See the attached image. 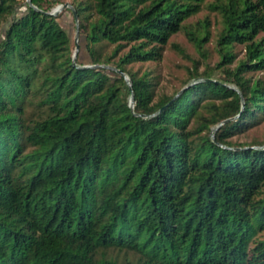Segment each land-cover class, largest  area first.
Returning a JSON list of instances; mask_svg holds the SVG:
<instances>
[{"label": "trees", "instance_id": "obj_1", "mask_svg": "<svg viewBox=\"0 0 264 264\" xmlns=\"http://www.w3.org/2000/svg\"><path fill=\"white\" fill-rule=\"evenodd\" d=\"M31 1L0 0V264H264V141L228 137L264 113V74L244 73L264 67V0H211L216 64L234 42L244 56L222 77L194 62V81L155 99L149 71L126 63L158 58L203 0L71 1L87 62L122 67L131 87L79 49L72 61L60 12L43 10L59 0ZM199 22L186 31L204 53Z\"/></svg>", "mask_w": 264, "mask_h": 264}, {"label": "rangeland", "instance_id": "obj_2", "mask_svg": "<svg viewBox=\"0 0 264 264\" xmlns=\"http://www.w3.org/2000/svg\"><path fill=\"white\" fill-rule=\"evenodd\" d=\"M60 1L72 0H59L55 2L51 8ZM211 0H203L200 8L195 12L189 14L184 18V26L173 31L168 36L167 41L163 44L161 55L155 59H135L126 63L127 67L140 73L144 70H148L155 80V90L153 99L157 98L163 93H171L177 88L182 87L187 82L194 81L191 70L193 69L194 62L196 63V69L198 71L208 70L213 77H222L224 74L223 66H233L237 60L244 56V44L242 42H234L232 49L234 55L231 60L225 61L222 64H216L220 58L217 35L221 27V15L216 7L210 5ZM20 9L24 5L19 6ZM50 8V9H51ZM60 12L58 19L69 31L72 39L71 49L73 51L75 47V19L69 6H63L58 10ZM206 21L208 26V35L202 42L201 50L196 46L193 40L189 37L186 28H201L199 21ZM5 22H2L1 28ZM79 57L81 60H88V55L84 47V37L78 35ZM178 44L183 47L184 52L178 49L175 45ZM113 42H104L102 44V51L109 52L113 47ZM128 44H125L118 48L115 54L112 55L115 58L118 53L126 49ZM246 75H263L264 67L253 68L245 70ZM232 84V82H228ZM39 108L37 107L35 97L30 102H27L25 108V114L28 117L36 116L39 114ZM205 111V109H204ZM213 126V125H212ZM211 126V128H212ZM233 141H251L254 144H259L257 141H264V113H260L253 119L246 122V124L233 132L228 136ZM264 144V142L262 143ZM106 253L117 257L119 260H133L135 259V252L129 248H118L115 246H108L105 248Z\"/></svg>", "mask_w": 264, "mask_h": 264}, {"label": "water", "instance_id": "obj_3", "mask_svg": "<svg viewBox=\"0 0 264 264\" xmlns=\"http://www.w3.org/2000/svg\"><path fill=\"white\" fill-rule=\"evenodd\" d=\"M27 1L29 3H31V4H33V2L31 0H27ZM66 5H68V6H70L72 8L74 19H75V47H74V49L72 51V61L75 62V57H76L77 51L79 49V41H78L79 25H78V15H77L75 7L69 1H60V2L56 3L51 9H43V10L47 11V12H50V13H56L60 8H62L63 6H66ZM34 6L37 7V5H35V4H34ZM82 65H102V66H106V67L112 68L117 73L121 74L123 76V78L125 79V81L127 82L128 86L131 87V78L129 77L128 73L120 66H117V65L112 64V63H106V62H86V63L84 62V63H82ZM204 78H211V77L210 76H206ZM241 99H242V105H243V96H242V94H241ZM133 103H134L133 93L130 92V94L128 96V104L131 107H133ZM162 107H163V105L161 107H159L157 110L161 109ZM223 120L224 119H221L218 123H216V124H214L212 126V128H211V133L212 134H213L214 129H216V127L219 125V123H221Z\"/></svg>", "mask_w": 264, "mask_h": 264}]
</instances>
